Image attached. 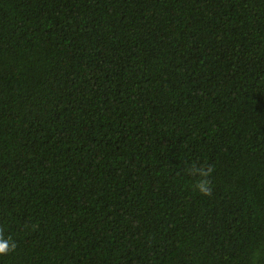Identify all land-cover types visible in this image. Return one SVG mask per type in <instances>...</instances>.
I'll use <instances>...</instances> for the list:
<instances>
[{
	"label": "trees",
	"instance_id": "1",
	"mask_svg": "<svg viewBox=\"0 0 264 264\" xmlns=\"http://www.w3.org/2000/svg\"><path fill=\"white\" fill-rule=\"evenodd\" d=\"M0 236V264H264V0H0Z\"/></svg>",
	"mask_w": 264,
	"mask_h": 264
},
{
	"label": "clouds",
	"instance_id": "2",
	"mask_svg": "<svg viewBox=\"0 0 264 264\" xmlns=\"http://www.w3.org/2000/svg\"><path fill=\"white\" fill-rule=\"evenodd\" d=\"M192 173L199 172V174L202 177H207L211 169L209 168L208 170H204L203 168L197 169L194 165L190 169ZM195 188L203 195H209L211 192V186L209 184V181L207 179H202L197 182L195 185ZM16 247V244L10 239V238H3L0 236V255H7L10 252H12Z\"/></svg>",
	"mask_w": 264,
	"mask_h": 264
}]
</instances>
